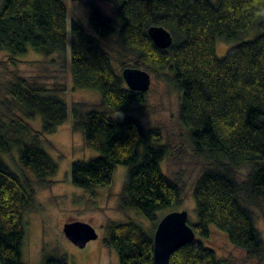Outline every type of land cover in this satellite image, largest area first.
<instances>
[{
    "label": "trees",
    "instance_id": "trees-1",
    "mask_svg": "<svg viewBox=\"0 0 264 264\" xmlns=\"http://www.w3.org/2000/svg\"><path fill=\"white\" fill-rule=\"evenodd\" d=\"M66 1L79 2L0 0V52L12 58L29 50L44 57L68 54L73 87L98 92L103 108L69 110L56 92L20 77L6 87L15 117H0V264H24L23 216L36 207L35 187H50L58 171L44 136L68 120L84 147L98 154L71 164L73 187L93 195L111 187L117 166H123L121 211L153 223L157 213L182 206L179 186L162 172L168 148L161 130L146 129L128 113L146 96L131 91L115 72L109 44L114 34L117 46L147 71H168L193 153L213 166L193 190L196 221L188 224L195 239L176 250L169 264H222L210 244L215 233L247 259L264 262V241L250 210L264 221V0H106L117 26L92 0H81L87 25L68 23ZM151 27L167 30L172 45L158 48ZM218 41L228 46L221 57ZM36 118L40 130L33 132L25 120ZM245 168L242 180L238 174ZM106 232L104 243L118 264H153V236L139 225L113 223ZM42 264L68 263L44 256Z\"/></svg>",
    "mask_w": 264,
    "mask_h": 264
},
{
    "label": "rangeland",
    "instance_id": "rangeland-1",
    "mask_svg": "<svg viewBox=\"0 0 264 264\" xmlns=\"http://www.w3.org/2000/svg\"><path fill=\"white\" fill-rule=\"evenodd\" d=\"M78 1L65 2L68 23L75 19L87 25L88 14L82 8L83 0ZM92 1L105 17L112 19L114 26L118 25L115 9L111 3L106 0ZM109 44L116 73L122 75L126 68H137L150 75V87L144 93L145 103L131 105L128 113L146 129L158 127L161 130L162 143L168 148V155L161 164L162 172L181 190L182 206L178 211H186L188 222L194 223L196 221L193 199L195 183L205 170L213 166L204 157L193 153L188 132L179 122L180 94L169 81L168 71L158 73L147 71L135 57L117 46L116 34L109 38ZM227 47L226 43L218 41L216 44L218 56L221 57ZM15 77L24 78L27 82L63 96L69 110L76 108L86 113L90 110L103 109L100 106L98 92L73 87L68 54L65 57L58 55L44 57L29 50L22 57L12 58L5 52H0V117H15L11 115L10 99L6 93V87ZM25 121L33 132L40 130L38 118ZM44 147L57 162L58 171L51 178L53 184L50 187L38 185L35 187L36 207L23 216L24 264H42L44 256L65 258L68 264H118L115 251L104 243L107 227L113 223L134 222L148 235L154 236L157 224L169 211L157 213L153 223L133 211H121L119 201L126 171L123 166H117L111 187L97 189L93 195L71 185L69 177L71 164L78 160L91 159L98 154L84 147L82 135L71 131L70 120L58 127L54 134L44 136ZM247 173V168L242 169L238 177L243 180ZM250 210L264 241L262 215L254 208ZM72 222L90 224L96 230L98 239L89 242L83 249L76 247L63 233L64 225ZM210 244L215 248L222 264H264L263 261L247 259L243 251L231 246L220 233L213 235Z\"/></svg>",
    "mask_w": 264,
    "mask_h": 264
},
{
    "label": "water",
    "instance_id": "water-1",
    "mask_svg": "<svg viewBox=\"0 0 264 264\" xmlns=\"http://www.w3.org/2000/svg\"><path fill=\"white\" fill-rule=\"evenodd\" d=\"M149 36L160 49L172 45L171 34L162 27H151ZM126 86L135 92L145 93L150 87L148 72L137 68H126L122 72ZM65 237L76 247L83 249L89 242L98 239L96 230L88 223L72 222L63 227ZM195 239L192 227L188 224L186 211L167 213L157 224L153 236V264H169L171 255L182 246Z\"/></svg>",
    "mask_w": 264,
    "mask_h": 264
},
{
    "label": "bare ground",
    "instance_id": "bare-ground-1",
    "mask_svg": "<svg viewBox=\"0 0 264 264\" xmlns=\"http://www.w3.org/2000/svg\"><path fill=\"white\" fill-rule=\"evenodd\" d=\"M150 39L153 41V39L150 37ZM153 43H154V41H153ZM173 43V42H172ZM69 57V56H68ZM122 64V63H121ZM116 67H117V65H116ZM120 68H121V65H120ZM120 68L118 69V70H120ZM58 83V82H57ZM65 88V87H64ZM64 88H62V89H64ZM49 90V89H48ZM62 98H64L63 96H62ZM66 100V99H65Z\"/></svg>",
    "mask_w": 264,
    "mask_h": 264
}]
</instances>
